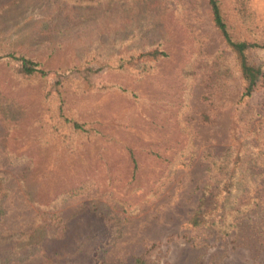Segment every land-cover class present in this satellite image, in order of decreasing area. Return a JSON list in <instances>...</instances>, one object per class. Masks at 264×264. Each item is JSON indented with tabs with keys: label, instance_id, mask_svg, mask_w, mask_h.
Here are the masks:
<instances>
[{
	"label": "rangeland",
	"instance_id": "374dc122",
	"mask_svg": "<svg viewBox=\"0 0 264 264\" xmlns=\"http://www.w3.org/2000/svg\"><path fill=\"white\" fill-rule=\"evenodd\" d=\"M220 4L264 44V0ZM0 57V264H264V86L207 0H0ZM220 188L225 232L192 226Z\"/></svg>",
	"mask_w": 264,
	"mask_h": 264
},
{
	"label": "trees",
	"instance_id": "16d2710c",
	"mask_svg": "<svg viewBox=\"0 0 264 264\" xmlns=\"http://www.w3.org/2000/svg\"><path fill=\"white\" fill-rule=\"evenodd\" d=\"M208 5L211 10L212 20L214 25L219 30L227 48L233 55L235 64L241 74V78L243 81L241 98L251 97L252 94L258 89L260 86H264V69L261 64L254 63L250 60L248 52L250 49L254 48H264V44L259 41H248L246 39H239L234 37L231 32L227 21L225 20L222 7L220 4V0H207ZM13 56V54H9ZM143 56H150L151 58H155L157 56H166V53L161 50H148V52L143 53ZM1 59V57H0ZM20 70L22 73L26 75H39L44 76L47 72L38 66V64L27 57H20ZM124 61L119 64L120 68H124ZM129 63V62H128ZM74 128H81L78 122H72ZM2 185V186H1ZM5 189V184H1L0 179V189ZM218 188V186L216 187ZM0 196V214L3 213L2 208V197ZM200 204L194 209L192 215L189 218V223L192 226L200 227V226H213L216 228L217 232H225L227 229L226 223L227 219L230 215L229 213V197L225 193L223 194V189L220 190L214 189L213 193L209 194V196H205V194L200 196L199 199ZM213 206L208 210L205 204ZM3 260L0 258V263ZM136 262L143 263L144 261L141 259H136Z\"/></svg>",
	"mask_w": 264,
	"mask_h": 264
}]
</instances>
